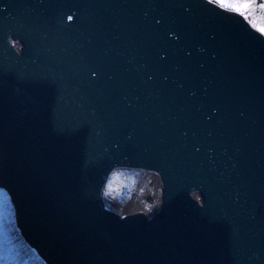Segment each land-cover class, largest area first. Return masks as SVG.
Instances as JSON below:
<instances>
[{
	"label": "water",
	"instance_id": "obj_1",
	"mask_svg": "<svg viewBox=\"0 0 264 264\" xmlns=\"http://www.w3.org/2000/svg\"><path fill=\"white\" fill-rule=\"evenodd\" d=\"M243 20L0 0V191L45 263L264 264V36ZM119 171L158 178L154 217L107 209Z\"/></svg>",
	"mask_w": 264,
	"mask_h": 264
},
{
	"label": "rangeland",
	"instance_id": "obj_2",
	"mask_svg": "<svg viewBox=\"0 0 264 264\" xmlns=\"http://www.w3.org/2000/svg\"><path fill=\"white\" fill-rule=\"evenodd\" d=\"M261 2L262 0H256L257 4ZM248 19L251 23L254 21L257 25L255 28L264 35V32L259 30L264 27V20L253 16ZM149 196L153 200L152 204L147 202ZM160 197L161 187L153 176L118 172L109 183L107 205L113 212L122 216L137 212L153 216L159 209Z\"/></svg>",
	"mask_w": 264,
	"mask_h": 264
},
{
	"label": "bare ground",
	"instance_id": "obj_3",
	"mask_svg": "<svg viewBox=\"0 0 264 264\" xmlns=\"http://www.w3.org/2000/svg\"><path fill=\"white\" fill-rule=\"evenodd\" d=\"M205 1L227 14L241 17L255 32L264 36L253 27V24L248 19L250 16L261 19L264 17V11H261L259 7L256 8L252 15L245 18V16L235 11L222 8L216 0ZM262 2L264 1L262 0ZM16 214L15 207L9 196L5 192L0 191V264H45L38 253L35 252V249L24 238Z\"/></svg>",
	"mask_w": 264,
	"mask_h": 264
},
{
	"label": "snow or ice",
	"instance_id": "obj_4",
	"mask_svg": "<svg viewBox=\"0 0 264 264\" xmlns=\"http://www.w3.org/2000/svg\"><path fill=\"white\" fill-rule=\"evenodd\" d=\"M216 2L225 9L235 11L240 15L247 16L252 15L256 8L259 7L261 11H264V2H261L259 5L256 4L255 0H216ZM264 19V17H262ZM253 27L257 25L253 21ZM261 32H264V27H260Z\"/></svg>",
	"mask_w": 264,
	"mask_h": 264
}]
</instances>
